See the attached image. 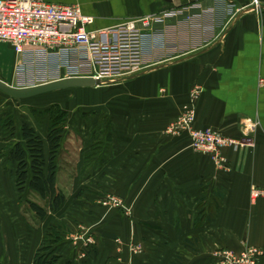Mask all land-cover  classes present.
<instances>
[{"label":"crops","instance_id":"crops-1","mask_svg":"<svg viewBox=\"0 0 264 264\" xmlns=\"http://www.w3.org/2000/svg\"><path fill=\"white\" fill-rule=\"evenodd\" d=\"M44 1L79 5L94 18L91 30L153 16L148 32L164 42L138 73L115 85L114 97H103L97 121H81L86 133L64 130L69 150L61 149L67 163L57 169L56 184L68 200L45 221L37 222L20 199L9 152L23 141L21 132L4 137L0 109V264H34L45 231L63 225L72 231L76 222L93 242L86 264H218L216 250L248 247L261 252L264 264V198H250L251 188L264 190V0ZM195 87L200 93L192 101ZM103 88L100 97L112 87ZM188 105L196 128L240 141L223 151L224 169L193 151L187 134H166ZM75 136L86 137L77 152L70 148ZM64 173L74 175L70 183ZM109 195L123 209L101 207ZM130 242L142 252L133 254ZM71 243L64 235L58 264L75 263Z\"/></svg>","mask_w":264,"mask_h":264},{"label":"built area","instance_id":"built-area-1","mask_svg":"<svg viewBox=\"0 0 264 264\" xmlns=\"http://www.w3.org/2000/svg\"><path fill=\"white\" fill-rule=\"evenodd\" d=\"M153 21V16H147L127 20L112 28L91 30L89 27L94 24V18L84 15L76 4L0 0V44H6L16 55L30 59L41 57L63 63L72 60L70 67L77 74L80 69L95 67L96 74L90 77L102 82L105 78L117 79L138 73L143 67L144 58L163 46L162 35L148 32ZM259 84L264 85V80H260ZM199 93L198 87L191 90L192 101L197 99ZM194 122L193 106H185L165 132L172 137L187 134L193 151L210 157L218 170L224 169L226 160L223 151L230 147L238 149L240 141L211 129H198ZM258 197L264 198V190L251 188V200ZM100 205L111 209L123 207L119 198L111 196L103 198ZM91 243L92 240L87 239L84 246ZM130 251L136 255L141 249L132 246ZM260 256L261 252L253 247L239 252L224 249L215 252L218 264H258Z\"/></svg>","mask_w":264,"mask_h":264},{"label":"rangeland","instance_id":"rangeland-1","mask_svg":"<svg viewBox=\"0 0 264 264\" xmlns=\"http://www.w3.org/2000/svg\"><path fill=\"white\" fill-rule=\"evenodd\" d=\"M35 58V59H33ZM30 60H25L23 56L16 55L12 49L6 45V44H0V81L6 83L7 85L13 87V88H27L32 86H38L45 83H49L58 79H65V78H72L79 76H88L95 75L97 68L95 67H87L83 70L80 69V73L77 74L75 69L70 67V63L73 62L72 60L68 62H61L57 59H43L41 57H33ZM68 64V65H66ZM73 66V65H71ZM134 75V74H131ZM131 75H127L121 78L117 79H107L105 78L100 82L98 86L95 87H78V88H68V89H62L58 91L48 92L42 95H38L35 97H31L28 99H20L16 100L13 98H9L2 92H0V100L4 101L8 105H0L1 112H4V114H7L8 117H10L13 120L14 126H15V133L17 136L21 132V126L22 124L26 123L28 126L34 129L36 135H38L44 142L46 141V136L49 131V122H50V116L55 115L57 111H62L65 113V119L61 124V128L68 132L69 134H74L79 132L86 133V123L85 125H82L81 121H86L89 119H95L98 120V103L103 100V97H114V87L118 84L119 81H122L124 78L129 77ZM262 80V79H260ZM112 87L108 88L110 89L109 92L107 91V94H101V97L99 96V89L103 87ZM112 89V90H111ZM105 91V90H102ZM102 93V92H101ZM101 98V99H100ZM91 103H94L93 105H89ZM88 104V105H86ZM51 109V110H50ZM48 111H51L49 113ZM51 114V115H50ZM77 122H73L76 121ZM95 123L97 124V122ZM72 125L73 128H70ZM74 130V133H72ZM79 130V131H78ZM85 131V132H84ZM5 134V133H4ZM15 134V135H16ZM100 131L97 130L93 133V137L95 140V145L98 143ZM14 135V137H15ZM63 139V138H62ZM86 140L85 138H82V136H75L73 139V147H70L77 152L78 149H83V145H86L84 142ZM65 145V147H64ZM69 148L66 144H63V141H61L60 149L57 154L56 158V165L57 169L65 170L66 166V159L63 158V154L61 149ZM76 154V153H75ZM62 164V166H61ZM70 166V165H69ZM70 170V167L68 168V171ZM73 174H65L62 177V180L65 182L70 183L71 178H73ZM77 176V172L75 177ZM62 183L60 181L61 185L67 184ZM64 194L67 197L68 200V194L65 189H61ZM66 192V193H65ZM83 191H79L77 196L74 198L75 201H77V197L80 198ZM111 196V195H109ZM23 197L30 201L38 202L35 196L29 192V190L25 191ZM107 196L102 197L105 198ZM114 197V196H111ZM261 198V197H258ZM257 198V199H258ZM101 199V200H102ZM77 206H73L74 208ZM102 207V206H101ZM123 209V207L121 208ZM116 209V210H121ZM125 215L127 214L126 211ZM79 225L77 222L75 223V228L71 231L69 229H66L65 226H61L63 231L65 232L64 235L68 236L71 244L75 248V263L73 264H84L83 261H86L87 256L91 252V245L93 242L86 247L84 246V243L86 241V238L83 237V230L82 227H78ZM48 228L44 236L49 233ZM75 238V239H74ZM44 239V237H43ZM90 239V238H88ZM76 242H75V241ZM92 240V239H91ZM43 241V240H42ZM129 248L132 246H137L141 249V245L134 244L132 242L129 243ZM57 247V246H56ZM254 248V247H253ZM60 249V245L55 250V255H57L58 251ZM140 252V253H141ZM139 253V254H140ZM84 255V257H82ZM137 255V254H136ZM82 258H81V257ZM60 257V256H59ZM61 260V257L59 261ZM58 261V263H59ZM57 263V264H58ZM71 263V262H70ZM66 264V263H64Z\"/></svg>","mask_w":264,"mask_h":264},{"label":"trees","instance_id":"trees-1","mask_svg":"<svg viewBox=\"0 0 264 264\" xmlns=\"http://www.w3.org/2000/svg\"><path fill=\"white\" fill-rule=\"evenodd\" d=\"M48 112L51 113V111ZM64 119L65 113L60 110L50 116L49 131L45 142L36 135L33 128L26 123L22 124L23 144H15L9 152V160L17 167L15 181L20 199L25 191L29 190L38 201L25 200L37 222L45 221L48 215L61 212L67 202L66 195L56 184V158L63 137L61 124ZM1 127L6 139L14 137L15 126L7 114L3 116ZM62 229L61 226L50 227L49 233L44 236L34 255V264L58 263L60 257L54 252L59 245L61 246L64 237ZM83 262L86 264V261Z\"/></svg>","mask_w":264,"mask_h":264},{"label":"water","instance_id":"water-1","mask_svg":"<svg viewBox=\"0 0 264 264\" xmlns=\"http://www.w3.org/2000/svg\"><path fill=\"white\" fill-rule=\"evenodd\" d=\"M100 84V81L91 77H72L58 79L49 83L27 88H13L6 83L0 81V92L16 100L28 99L48 92L58 91L68 88L78 87H95Z\"/></svg>","mask_w":264,"mask_h":264},{"label":"bare ground","instance_id":"bare-ground-1","mask_svg":"<svg viewBox=\"0 0 264 264\" xmlns=\"http://www.w3.org/2000/svg\"><path fill=\"white\" fill-rule=\"evenodd\" d=\"M121 200V199H120ZM122 201V200H121ZM122 204H123V201H122Z\"/></svg>","mask_w":264,"mask_h":264}]
</instances>
